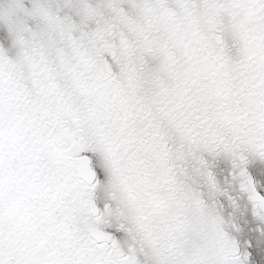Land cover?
<instances>
[{"label":"snow or ice","instance_id":"6c2138e0","mask_svg":"<svg viewBox=\"0 0 264 264\" xmlns=\"http://www.w3.org/2000/svg\"><path fill=\"white\" fill-rule=\"evenodd\" d=\"M0 264H264V0H0Z\"/></svg>","mask_w":264,"mask_h":264}]
</instances>
